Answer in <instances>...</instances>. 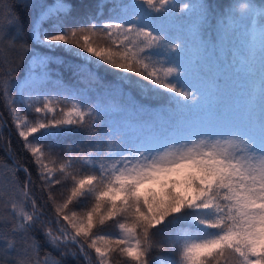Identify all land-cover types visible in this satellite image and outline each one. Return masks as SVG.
Returning <instances> with one entry per match:
<instances>
[{
	"label": "snow or ice",
	"instance_id": "1",
	"mask_svg": "<svg viewBox=\"0 0 264 264\" xmlns=\"http://www.w3.org/2000/svg\"><path fill=\"white\" fill-rule=\"evenodd\" d=\"M5 44L28 74L17 79L11 63L0 96L55 213L39 210L27 167L21 184V166H0L10 172L0 175V253L11 264H62L52 251L41 260L38 231L61 258L78 249L95 264H150L165 246L176 259L151 264H264V0L228 12L210 0H0ZM61 57L81 61L90 84L115 74L109 95L138 89L170 107L48 90ZM81 134L82 150H56Z\"/></svg>",
	"mask_w": 264,
	"mask_h": 264
},
{
	"label": "trees",
	"instance_id": "2",
	"mask_svg": "<svg viewBox=\"0 0 264 264\" xmlns=\"http://www.w3.org/2000/svg\"><path fill=\"white\" fill-rule=\"evenodd\" d=\"M47 2L52 3L53 0H47ZM70 2L74 5V7L81 8L83 5L92 3L93 0H70ZM210 2L214 8H217L218 10L222 8L225 12H228L229 5L234 3L235 0H210ZM24 37L27 38V30L25 31ZM61 59L62 61L59 64L51 63L50 69L59 71L60 78L65 83L69 84L76 92L81 93L83 99L88 102L114 103L126 106L142 105L149 110L155 111L170 107L165 99L148 96L138 89H125L123 95H109V85L116 82L115 74L101 73L102 79L96 83L90 84L75 71L76 67L81 63V61L74 57H61ZM11 63H15L16 65V72L13 75L16 76L17 79H22L20 75L21 73L26 76L28 67L19 61L18 54L15 51L9 49L6 44L0 45V77L6 74L7 68ZM31 116L32 114L30 113L29 118H31ZM29 139L32 138L30 137ZM55 143L58 145L56 149L57 151H62L68 148H74L79 151L87 146L86 139L84 138L83 134L61 138ZM23 145L24 141L18 136L15 124L12 122L11 114L5 107L3 97L0 96V166L5 164L12 165L13 162H15L16 165L21 166V170L16 173L21 184L26 178V174L23 172L22 168L27 167L32 173L33 185L31 191L34 195V198L37 200L39 205H45L39 210L43 212L45 217L54 218L55 213L52 211L51 201L47 200L48 191L42 190L41 182L37 179L36 166L32 163L31 155L24 149ZM0 175L9 176L10 172H7L2 167H0ZM52 191L55 193L58 200L63 199V196L60 195L61 191L64 192V195H67V189H62L61 186H56L54 189H52ZM74 207V205H70L69 211L73 210ZM29 210H31L30 204ZM75 210L78 212L80 211L78 208ZM111 223L112 222H109V224ZM53 227L55 226L53 225ZM96 231L101 230L97 229ZM102 231L115 235L117 234L118 229L106 225ZM36 235L41 237V260L43 259L46 252L52 251V255L57 259H61L62 264H95V259L89 262L85 260L83 256L79 255L78 249H73V251L77 253L78 258L74 259L71 255L61 258L59 252L51 250L47 245L43 244L41 232L38 231ZM157 239L163 241L165 237L160 236ZM88 251L94 258L95 253L91 252V250ZM176 256L177 254L174 251L165 246L162 249H154L150 254L149 260L151 264V262L158 257H171L172 259H176ZM12 259V256H5L3 253H0V264H11ZM118 259L119 258L114 255L112 264H117ZM119 264H125V262L123 260H119Z\"/></svg>",
	"mask_w": 264,
	"mask_h": 264
},
{
	"label": "rangeland",
	"instance_id": "3",
	"mask_svg": "<svg viewBox=\"0 0 264 264\" xmlns=\"http://www.w3.org/2000/svg\"><path fill=\"white\" fill-rule=\"evenodd\" d=\"M61 61H62L61 58L59 60L53 59L52 63L59 64V63H61ZM52 71H54V69H50V67H49V79L52 78V75H51ZM57 82H59V84H60V88L57 89V90H65V89L66 90H71V88H72L69 84L63 82L61 79H58ZM48 90L57 91V90H52L51 88H48Z\"/></svg>",
	"mask_w": 264,
	"mask_h": 264
}]
</instances>
